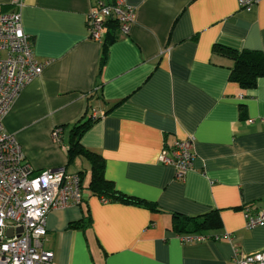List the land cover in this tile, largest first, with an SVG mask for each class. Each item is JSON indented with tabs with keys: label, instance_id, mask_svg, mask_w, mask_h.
<instances>
[{
	"label": "crops",
	"instance_id": "crops-1",
	"mask_svg": "<svg viewBox=\"0 0 264 264\" xmlns=\"http://www.w3.org/2000/svg\"><path fill=\"white\" fill-rule=\"evenodd\" d=\"M94 2L0 0L3 11L19 10L36 59L46 62L6 112L4 128L35 172H83L81 203L48 212L42 248L55 264H234L235 250H264V224L247 228L242 211L264 205V76L243 89L229 79L230 60L213 51L218 44L264 55V0L251 11L236 0H125L134 20L109 45L100 74L102 42L87 26ZM93 111L81 144L101 155L116 190L156 211L92 194L89 161L67 163L71 127ZM186 136L195 156L176 180L159 155ZM212 210L221 225L203 240L183 242L174 231L173 213Z\"/></svg>",
	"mask_w": 264,
	"mask_h": 264
},
{
	"label": "built area",
	"instance_id": "built-area-1",
	"mask_svg": "<svg viewBox=\"0 0 264 264\" xmlns=\"http://www.w3.org/2000/svg\"><path fill=\"white\" fill-rule=\"evenodd\" d=\"M236 1L239 8L251 11L260 0ZM134 15V8L125 0L111 3L95 0L87 16L89 37L102 42L107 18L116 19L120 31L127 33ZM45 64L35 57L32 40L22 28L19 10L3 11L0 5V264H55L53 252L42 248L47 214L52 209L79 205L82 200V181L77 172L65 168L35 172L25 160L16 137L3 125L6 112L21 89L41 74ZM97 117L98 113L93 111L92 120ZM51 134L54 142H59L61 128L54 127ZM194 156V138L186 136L165 145L159 161L174 168L176 180H183ZM242 211L247 228L264 224V205L255 212L249 206H244ZM204 238L201 234L180 235L183 242ZM232 262L264 264V250L250 253L235 250Z\"/></svg>",
	"mask_w": 264,
	"mask_h": 264
},
{
	"label": "trees",
	"instance_id": "trees-1",
	"mask_svg": "<svg viewBox=\"0 0 264 264\" xmlns=\"http://www.w3.org/2000/svg\"><path fill=\"white\" fill-rule=\"evenodd\" d=\"M102 1L106 3L113 2L110 0ZM119 31L120 25L116 19L107 18L105 20L102 54L98 66L99 74L106 63L108 47L117 39ZM213 51L230 60L229 79L230 81L236 82L243 89L254 88L257 80L264 76V55L259 50H237L224 45L215 44L213 46ZM95 120H97V118ZM95 120H92L91 116H89V118L79 120L72 125L70 130V140L66 149L67 163L71 164L76 158L80 157H84L89 161L90 180L87 188L92 194L103 198L104 200L130 203L156 211L158 208L151 202L135 196L126 195L116 190L112 183L104 176V160L101 155L85 148L81 144L80 139L82 135ZM77 173L82 177L83 172L77 171ZM172 216L175 222L173 229L176 233L180 234H202L205 231L218 229L221 225L220 217L216 210L193 217L179 213H173ZM82 221L83 220L72 222L69 226L72 228L79 227L81 226Z\"/></svg>",
	"mask_w": 264,
	"mask_h": 264
},
{
	"label": "water",
	"instance_id": "water-1",
	"mask_svg": "<svg viewBox=\"0 0 264 264\" xmlns=\"http://www.w3.org/2000/svg\"><path fill=\"white\" fill-rule=\"evenodd\" d=\"M19 231H21V228H19ZM12 234H11V230H7V236L10 237Z\"/></svg>",
	"mask_w": 264,
	"mask_h": 264
}]
</instances>
